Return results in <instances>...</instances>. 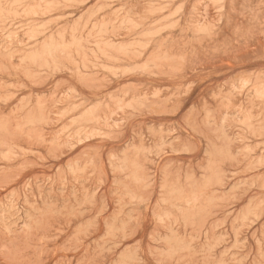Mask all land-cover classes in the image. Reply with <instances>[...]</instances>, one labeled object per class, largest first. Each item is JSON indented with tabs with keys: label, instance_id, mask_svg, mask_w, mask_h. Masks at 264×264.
Here are the masks:
<instances>
[{
	"label": "rangeland",
	"instance_id": "obj_1",
	"mask_svg": "<svg viewBox=\"0 0 264 264\" xmlns=\"http://www.w3.org/2000/svg\"><path fill=\"white\" fill-rule=\"evenodd\" d=\"M263 96L264 0H0V264H264Z\"/></svg>",
	"mask_w": 264,
	"mask_h": 264
},
{
	"label": "bare ground",
	"instance_id": "obj_2",
	"mask_svg": "<svg viewBox=\"0 0 264 264\" xmlns=\"http://www.w3.org/2000/svg\"><path fill=\"white\" fill-rule=\"evenodd\" d=\"M40 1V0H39ZM13 2V1H12ZM63 3H64V1H63ZM41 4V3H40ZM78 4V3H77ZM45 6H47V5H45ZM55 6V5H54ZM53 6V7H54ZM34 9V8H33ZM38 9V8H37ZM10 10V9H9ZM21 12V11H20ZM39 12V11H38ZM37 12V13H38ZM44 12H46V11H44ZM48 12V11H47ZM17 15V14H16ZM100 19V18H99ZM108 19V18H107ZM106 21V20H105ZM112 23V22H111ZM41 27V26H40ZM159 28V27H158ZM165 28V27H164ZM35 30V29H34ZM162 30V29H161ZM156 31V30H155ZM159 32V31H158ZM8 33V32H7ZM152 33H154V31L152 32ZM71 35V34H70ZM152 35V34H151ZM42 36V35H41ZM104 36V35H103ZM64 37V36H63ZM68 37V36H67ZM141 38V37H140ZM69 41V40H68ZM67 42V41H66ZM8 43V42H7ZM11 48V47H10ZM75 50V49H74ZM82 50V49H81ZM2 52V51H1ZM13 52V51H12ZM136 53V52H135ZM133 54V53H132ZM74 56H75V54H74ZM140 55H138V57H139ZM5 63V62H4ZM68 66V65H67ZM48 72V71H47ZM261 97V96H260ZM264 97V96H263ZM85 116V115H84ZM96 123V122H95ZM169 195V194H168Z\"/></svg>",
	"mask_w": 264,
	"mask_h": 264
}]
</instances>
